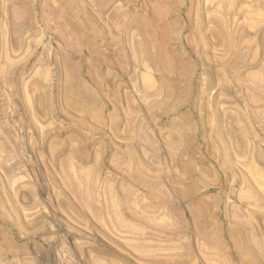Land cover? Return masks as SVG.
<instances>
[{
	"label": "rangeland",
	"instance_id": "rangeland-1",
	"mask_svg": "<svg viewBox=\"0 0 264 264\" xmlns=\"http://www.w3.org/2000/svg\"><path fill=\"white\" fill-rule=\"evenodd\" d=\"M0 264H264V0H0Z\"/></svg>",
	"mask_w": 264,
	"mask_h": 264
},
{
	"label": "bare ground",
	"instance_id": "bare-ground-1",
	"mask_svg": "<svg viewBox=\"0 0 264 264\" xmlns=\"http://www.w3.org/2000/svg\"><path fill=\"white\" fill-rule=\"evenodd\" d=\"M94 12H95V11H94ZM97 14H98V13H97ZM109 16H110V15H109ZM109 16H108V17H109ZM160 21H161V20H160ZM87 26H88V25H87ZM157 54H158V53H157ZM240 60H241V59H240ZM255 103H256V102H255ZM255 113H256V112H255ZM9 172H10V171H9ZM254 172H256V171H254ZM252 176H253V175H252ZM256 177H257V176H256Z\"/></svg>",
	"mask_w": 264,
	"mask_h": 264
}]
</instances>
